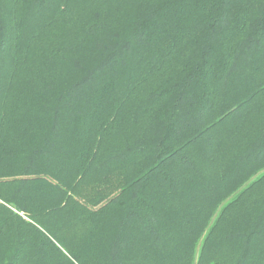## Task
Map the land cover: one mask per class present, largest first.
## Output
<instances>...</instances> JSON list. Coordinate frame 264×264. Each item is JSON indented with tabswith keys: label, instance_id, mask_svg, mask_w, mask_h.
Wrapping results in <instances>:
<instances>
[{
	"label": "trees",
	"instance_id": "obj_1",
	"mask_svg": "<svg viewBox=\"0 0 264 264\" xmlns=\"http://www.w3.org/2000/svg\"><path fill=\"white\" fill-rule=\"evenodd\" d=\"M0 264H264V0H0Z\"/></svg>",
	"mask_w": 264,
	"mask_h": 264
}]
</instances>
